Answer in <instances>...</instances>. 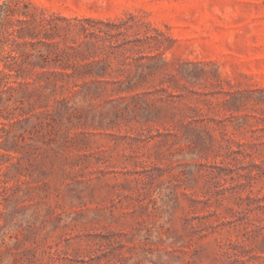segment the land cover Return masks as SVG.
Instances as JSON below:
<instances>
[{
  "label": "rangeland",
  "instance_id": "rangeland-1",
  "mask_svg": "<svg viewBox=\"0 0 264 264\" xmlns=\"http://www.w3.org/2000/svg\"><path fill=\"white\" fill-rule=\"evenodd\" d=\"M24 1L161 43L136 91L0 92V264H264V0Z\"/></svg>",
  "mask_w": 264,
  "mask_h": 264
},
{
  "label": "trees",
  "instance_id": "trees-1",
  "mask_svg": "<svg viewBox=\"0 0 264 264\" xmlns=\"http://www.w3.org/2000/svg\"><path fill=\"white\" fill-rule=\"evenodd\" d=\"M28 6L33 10H27ZM94 24H98L96 29L91 28ZM131 28L133 25L124 19H71L54 13L46 15L44 9L24 0H3L0 44L7 49L0 58V92L16 86L22 89L31 82L35 88L68 90L89 98L100 96L108 85L111 91H136L156 68L151 61L157 53L152 50L161 41L146 32L138 36L139 29L129 38L127 31ZM142 59L149 62L142 63ZM114 61L117 66L113 70L121 72L112 77ZM132 69L137 73L131 75ZM125 71L127 74L120 77ZM41 77L44 81L38 84Z\"/></svg>",
  "mask_w": 264,
  "mask_h": 264
}]
</instances>
